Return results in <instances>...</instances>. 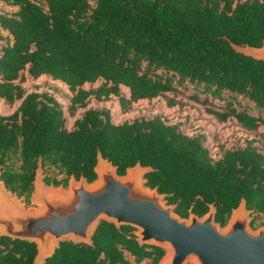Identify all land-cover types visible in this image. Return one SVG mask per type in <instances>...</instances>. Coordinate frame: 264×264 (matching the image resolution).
<instances>
[{"label":"trees","instance_id":"obj_1","mask_svg":"<svg viewBox=\"0 0 264 264\" xmlns=\"http://www.w3.org/2000/svg\"><path fill=\"white\" fill-rule=\"evenodd\" d=\"M0 99L20 101L0 114V172L18 196L33 192L39 161L44 168L96 178L98 152L118 173L140 162L151 166L147 185L166 194L175 211L203 215L211 203L225 225L242 199L264 214V152L253 142L213 157L205 133L189 134L161 116L115 123L109 110L87 108L71 128L49 92H27V76L66 84L75 115L89 99L115 96L123 111L139 100L180 94L202 105L219 123L264 127V60L233 44L264 43V0H0ZM7 32L4 36L1 32ZM101 81L94 89L85 84ZM123 87L127 89L123 91ZM172 104L174 101L171 100ZM55 185L60 180L45 177ZM93 245L60 242L42 264H158L165 251L141 245L130 225L102 220ZM35 242L0 236V264H34Z\"/></svg>","mask_w":264,"mask_h":264},{"label":"water","instance_id":"obj_2","mask_svg":"<svg viewBox=\"0 0 264 264\" xmlns=\"http://www.w3.org/2000/svg\"><path fill=\"white\" fill-rule=\"evenodd\" d=\"M233 47L264 60V43ZM94 171L92 181L73 174L66 186L55 185L46 181L39 161L32 192L38 206L33 209L20 204L0 172V236L35 242L34 264H42L62 241L93 245L96 227L106 220L117 227L132 226L141 245L161 247L165 253L158 264H264V225L252 227V209L245 199L223 225L216 220L214 203L203 215L177 213L165 193L147 185L151 166L138 162L120 174L118 167L98 152Z\"/></svg>","mask_w":264,"mask_h":264},{"label":"rangeland","instance_id":"obj_3","mask_svg":"<svg viewBox=\"0 0 264 264\" xmlns=\"http://www.w3.org/2000/svg\"><path fill=\"white\" fill-rule=\"evenodd\" d=\"M16 7L8 6L4 2L0 1V12L11 13ZM4 36L7 32H1ZM4 42L0 39V45ZM101 84V81H97L93 84L87 83L84 85L86 89H94ZM27 92H49L52 93L58 101L61 103L65 110V116L67 118V126L71 128L74 120L81 116L84 111L89 107L98 109L109 110L111 112L112 120L115 123H121L125 120H133L135 118L146 117L151 118L154 116H161L169 123H180V127L186 133L196 134L205 133L207 136L206 144L210 150V153L215 158L222 156V153L227 148L242 147L253 142L260 150L264 152V127H261L256 131H248L240 126L234 119L219 123L212 116L206 114L204 107L199 105L190 99L186 98V95L190 93V90H182L180 94L174 96L173 93H166L152 100H139L134 103L127 111H123L118 102L117 97L111 96L108 100H98L92 96L87 107H80L77 109L75 115H71L68 111L71 97L73 95L69 87L59 80H53L46 75H42L37 79L27 76L26 81L23 83ZM123 91L127 89L123 87ZM171 100L174 101L172 104ZM20 101H16L14 104H8L4 100L0 99V114L10 115L19 106ZM44 174L50 175L54 179L60 180V185L64 184L65 173L58 171L57 169L44 168ZM51 183L55 184L53 180ZM16 196V194H15ZM20 199V204L27 209H33L38 206V203L33 199V193L29 195V198L25 196H16ZM253 228H258L264 225V214L255 212L252 209L250 214ZM128 258L132 261V264H148L149 259L138 263L135 258L127 254Z\"/></svg>","mask_w":264,"mask_h":264}]
</instances>
